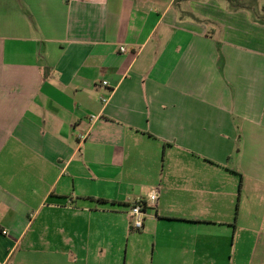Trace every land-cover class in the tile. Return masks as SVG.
I'll use <instances>...</instances> for the list:
<instances>
[{"label":"crops","instance_id":"crops-1","mask_svg":"<svg viewBox=\"0 0 264 264\" xmlns=\"http://www.w3.org/2000/svg\"><path fill=\"white\" fill-rule=\"evenodd\" d=\"M241 3L0 0V262L264 264V0Z\"/></svg>","mask_w":264,"mask_h":264},{"label":"built area","instance_id":"built-area-1","mask_svg":"<svg viewBox=\"0 0 264 264\" xmlns=\"http://www.w3.org/2000/svg\"><path fill=\"white\" fill-rule=\"evenodd\" d=\"M104 85H108V82L105 81ZM102 100L105 102L107 101V98H103ZM159 197L160 187H156L149 192L147 198H138L130 205L127 215L132 231L137 232L144 229L146 218L149 216V211L156 205ZM4 233L6 234L7 232L4 231ZM0 264L5 263L0 262Z\"/></svg>","mask_w":264,"mask_h":264},{"label":"rangeland","instance_id":"rangeland-1","mask_svg":"<svg viewBox=\"0 0 264 264\" xmlns=\"http://www.w3.org/2000/svg\"><path fill=\"white\" fill-rule=\"evenodd\" d=\"M252 252H253V246L251 247V249L250 247H248L247 252H244L243 259L241 257L240 264H250Z\"/></svg>","mask_w":264,"mask_h":264},{"label":"trees","instance_id":"trees-1","mask_svg":"<svg viewBox=\"0 0 264 264\" xmlns=\"http://www.w3.org/2000/svg\"><path fill=\"white\" fill-rule=\"evenodd\" d=\"M229 1H231L234 4H236L237 6H242L241 1H243V0H229Z\"/></svg>","mask_w":264,"mask_h":264}]
</instances>
